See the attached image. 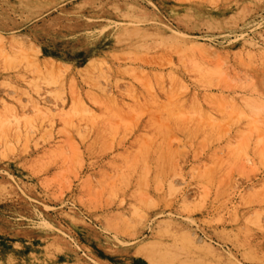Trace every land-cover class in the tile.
<instances>
[{"label": "rangeland", "instance_id": "1", "mask_svg": "<svg viewBox=\"0 0 264 264\" xmlns=\"http://www.w3.org/2000/svg\"><path fill=\"white\" fill-rule=\"evenodd\" d=\"M0 264H264V0H0Z\"/></svg>", "mask_w": 264, "mask_h": 264}]
</instances>
